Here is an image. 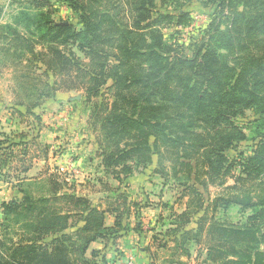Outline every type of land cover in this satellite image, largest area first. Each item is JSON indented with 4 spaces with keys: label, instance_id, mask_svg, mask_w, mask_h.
<instances>
[{
    "label": "rangeland",
    "instance_id": "374dc122",
    "mask_svg": "<svg viewBox=\"0 0 264 264\" xmlns=\"http://www.w3.org/2000/svg\"><path fill=\"white\" fill-rule=\"evenodd\" d=\"M142 1L0 0V107L14 105L16 118L24 125L46 113L44 121L56 125L59 134L62 130L61 138L53 141H67L73 148L83 142L91 144L80 167L84 176L67 172L73 175L71 187L80 193H90L92 199L100 197L99 191H103L101 197L117 191L143 205L145 198L139 190L143 186L149 203L159 206V215L156 208H150L147 215L138 211L137 219H145L144 227L138 224L133 229L138 235L120 230L100 250H92V255L89 243L88 264H102V259L104 264H119L129 258L131 264H264V158L259 164L250 159L260 121L251 106L207 102L204 115L196 116L183 107L185 99L178 97L182 83L164 81L165 87L156 88L147 107L150 123L159 122L163 133L152 128L156 134L144 139L139 128L124 130L119 120L133 111L131 107H143L140 92L144 90L143 83L134 81L126 91L121 74H155L156 70L148 68L152 57L145 54L153 46L169 49V54L160 52L161 56H197L198 61V49L203 54L209 46L230 45L232 31L233 43L245 50L220 52L230 62L246 54L259 57L264 65V32L259 30L264 3L152 0L145 12L139 9ZM100 17L96 24L95 18ZM123 47L139 48V58L130 57L116 69L125 59ZM186 67L184 75L189 71ZM95 89L98 93L93 95ZM124 95L137 102L126 107ZM213 105L216 109L209 108ZM220 112L223 115L217 118ZM107 119L121 123L108 125ZM34 132L26 134L32 137ZM176 134L182 138L178 140ZM110 141H124L119 149L131 148L132 143L137 149L108 170L129 185L127 190H116L118 180L104 173L101 155L115 151ZM219 148L224 159L216 154ZM113 200L111 205L120 204L123 210V203ZM155 218L154 223H147ZM70 250L58 256L76 258L78 254Z\"/></svg>",
    "mask_w": 264,
    "mask_h": 264
},
{
    "label": "trees",
    "instance_id": "16d2710c",
    "mask_svg": "<svg viewBox=\"0 0 264 264\" xmlns=\"http://www.w3.org/2000/svg\"><path fill=\"white\" fill-rule=\"evenodd\" d=\"M261 2L264 3V0H259V4ZM151 5L152 0H143L139 9L147 12L145 6L149 7ZM105 16L102 17V25L106 23ZM259 16L261 22L259 30L264 32V13L261 11ZM95 20V23L99 24L101 17L95 18ZM145 20V18L142 19V21ZM216 32H218L217 29H215ZM229 33L231 34L228 35L230 45L226 42L225 45H219L217 48L214 45L209 46L203 54L198 49L197 55L198 59H200L198 61L197 56L192 59L177 56H173L172 58L161 56L160 52L169 54V49L162 48L161 45L146 49L145 54L148 57H152L149 58L151 65L148 68L156 70V73L148 75L146 71L143 72V76H136L123 72L120 77L125 80L124 89L126 91H129L131 88L129 82L138 81L139 83H143L144 87V90L140 92V101L143 107H137V105L131 107V104L137 101L132 97L124 95L126 97V99L123 97L125 106L131 107V110L133 108V111H127V113L121 115L119 120L123 123L122 128H125L124 130L139 128L140 133H143L145 137L144 139H147V134H156V131H150L152 128L160 129L163 133L164 128L159 122L150 123L151 120L149 121L150 117L147 114L148 99L155 96L156 88L165 87L166 82L164 81H180L182 83V90L178 94V97L185 99L183 107L187 111H192V114L196 116H203L205 113L203 109L205 107L211 103L220 105L216 101L220 102L221 100L225 105L231 104L233 101L242 102L247 106H251L254 112L260 115V121H256L257 131L255 134V139H258V143L253 150V157L250 158L252 161H255V164H259L264 158V65L259 57L246 56V54L238 56L237 59L234 58V61L230 62L228 56L223 55L220 50L228 51L232 48L243 52L245 49L240 43H233L234 40L236 41L235 35L232 31H229ZM222 37L219 36L218 38L223 41ZM139 53V48L138 50H134L130 47H123L125 59L116 66V69H120L123 63L128 61L130 57L139 58ZM185 67L189 71L184 75ZM163 76H165V79ZM222 77L226 78L223 79ZM223 80L225 83L222 82ZM160 81L163 82L160 83ZM103 82L102 80L101 83ZM204 83L206 86L205 89H202L200 85ZM223 84L227 85L225 89ZM97 93L98 90L95 89L92 94L96 95ZM209 108L216 109V106L213 105ZM156 109L160 111V106L156 107ZM222 115V112L218 113L217 118H220ZM158 121L161 120L158 118ZM117 122L119 121L107 119L105 124L114 125ZM183 132L186 133L187 129ZM15 136L20 141L24 138V134L22 133ZM176 138L180 140L182 137L176 134ZM110 142L111 146L115 147V151H104L101 155L102 165L105 172L109 175L112 174L108 171L112 165H116L127 155L137 151L135 147H132L134 143L131 144V148H129L130 145L128 144L129 147L126 149H119V146L124 141ZM2 144H5L2 154L5 158H8L11 155L6 150L10 149L12 145H20V142L16 144L12 142L10 137H4L0 141V145ZM108 144L107 142L109 148L110 145ZM216 151H218L216 154L219 156V159H224L222 153L220 154L222 149L219 148ZM5 152L6 154H4ZM185 157H188V153H185ZM184 165L186 166V163ZM111 176L121 183L118 174L113 173ZM60 199L63 205L62 203H58ZM115 199L116 202L120 200L124 208L121 210L120 204L115 205L114 212L116 216L112 227L104 226L103 212L95 206H91L90 202L83 197L53 195L50 198L42 196L35 198L27 192H23L20 199L2 202L0 264H88L85 253L89 243L97 239H102L103 241H107L109 238L114 239L120 230L126 231L129 228L127 222L128 207H126L127 198L121 193ZM78 222H82V226L76 227ZM71 228L75 229L66 232V230ZM67 249H72L78 256L71 260L67 255L66 257L58 256L59 253H66ZM94 253L95 251H92L91 255ZM101 263L104 264L103 259Z\"/></svg>",
    "mask_w": 264,
    "mask_h": 264
},
{
    "label": "crops",
    "instance_id": "0c3cea01",
    "mask_svg": "<svg viewBox=\"0 0 264 264\" xmlns=\"http://www.w3.org/2000/svg\"><path fill=\"white\" fill-rule=\"evenodd\" d=\"M0 101V104H2L3 101L1 98ZM17 112L16 107L12 104L7 108L0 107V141H2L4 137H10L13 143L15 142L16 144H19L20 142V145H12L10 149L6 150V152H9L11 155L8 158H5L2 154V152H4L3 148L5 147V144L0 145V223L2 219L1 203L12 199H20L23 192H27L35 198L41 196L50 198L53 197V195L86 197L91 206H95L98 210L103 212L104 226L112 227L116 213L114 212L115 205H111V200H116L115 197L118 195L117 191L113 196L107 193L105 197H101L103 191H99L98 193L100 194V197H94L91 199L90 193L82 194L84 191L80 193L79 188L71 187L73 182H70L73 175L69 177V174L67 173L74 171L75 173L73 174L75 176L77 174L80 177L84 176L80 167L82 166L83 161H86L84 155L91 147V144L87 145L86 142H83L77 148H73V145L69 146L67 141H53L57 136L61 138L62 130L59 134L56 125L53 127L52 124L44 121V119L47 118L46 113L39 115L38 117L34 116L29 125H24L22 121L16 118ZM59 125L61 126L62 123H59ZM33 131H35V136L29 137V135L26 134L29 132L32 133ZM21 133L24 134L22 141L15 136L20 135ZM6 152L4 154H6ZM88 171L89 170L86 172ZM104 173L107 177L116 181L113 176L105 171ZM114 187L116 190H127L126 188H130L126 182L120 184L118 181L115 182ZM139 190L141 191L140 197L145 198V204L143 205L139 204L138 201L133 200L131 197L132 195H125L127 198L126 207L129 208H127L129 210L127 219L129 231L127 232H135L137 235L139 231L133 230L134 227L138 224H141L140 226L144 227L142 221H145V219H142L141 221L140 219H137L140 217V214H146L150 208H156L155 211L159 210L157 215H159L160 212L159 206L157 208L149 203L151 201L149 193H146L147 191H145V189V192L143 191V186L139 188ZM97 198L99 199L97 200ZM102 198H104V203H106L107 206L103 204V200H101ZM59 202L61 204L62 200L60 199ZM131 210H135V212L133 213ZM131 220L133 223H131ZM156 220L157 218L152 222L147 223L152 224ZM80 226H82V222H78L76 227ZM74 229L75 228L68 229L66 232H70ZM103 243L104 241L102 239L92 241L89 245L90 253L92 250H100L104 247Z\"/></svg>",
    "mask_w": 264,
    "mask_h": 264
},
{
    "label": "built area",
    "instance_id": "2783aa9c",
    "mask_svg": "<svg viewBox=\"0 0 264 264\" xmlns=\"http://www.w3.org/2000/svg\"><path fill=\"white\" fill-rule=\"evenodd\" d=\"M131 262H132V261H131V258H129L128 260H126V261H124V262H123V261H121V262L119 261V264H131ZM116 263H117V261H116ZM117 264H118V263H117Z\"/></svg>",
    "mask_w": 264,
    "mask_h": 264
},
{
    "label": "water",
    "instance_id": "95a60500",
    "mask_svg": "<svg viewBox=\"0 0 264 264\" xmlns=\"http://www.w3.org/2000/svg\"><path fill=\"white\" fill-rule=\"evenodd\" d=\"M71 99H78V98H71Z\"/></svg>",
    "mask_w": 264,
    "mask_h": 264
}]
</instances>
